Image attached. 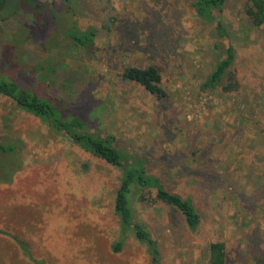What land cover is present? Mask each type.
Returning a JSON list of instances; mask_svg holds the SVG:
<instances>
[{
    "label": "rangeland",
    "instance_id": "1",
    "mask_svg": "<svg viewBox=\"0 0 264 264\" xmlns=\"http://www.w3.org/2000/svg\"><path fill=\"white\" fill-rule=\"evenodd\" d=\"M34 1L0 10V75L60 99L64 115L114 134L165 188L192 199L195 230L154 190L145 201L133 195L160 264H207L214 241L225 244V264H264V26L245 1L216 12L224 37L196 17L193 0H76L77 15L62 0ZM75 21L98 29L93 55L71 41ZM229 45L239 89L201 91ZM130 65H156L167 97L123 80ZM120 176L0 94V264H153L114 213Z\"/></svg>",
    "mask_w": 264,
    "mask_h": 264
},
{
    "label": "trees",
    "instance_id": "2",
    "mask_svg": "<svg viewBox=\"0 0 264 264\" xmlns=\"http://www.w3.org/2000/svg\"><path fill=\"white\" fill-rule=\"evenodd\" d=\"M9 0H0V10L7 6ZM31 4L39 3L28 0ZM227 0H193L192 7L196 17L206 23H215V30L219 37H224L226 26L222 19L216 17V12L222 9ZM245 11L256 26H264V0H244ZM65 12L70 15L79 14L76 0H62ZM127 22H124V25ZM70 38L77 47L87 48L93 55L96 51L95 40L98 29L90 25L86 29L80 28L75 21L70 27ZM132 38V37H130ZM135 43V37L127 40ZM225 57L219 60L209 76L200 85L201 91L221 88L224 92L238 90L240 84L230 68L235 61V48L229 45L224 50ZM33 70V69H32ZM35 71V70H33ZM228 75L225 80V75ZM121 77L125 81L137 82L146 91L158 99L167 97V91L162 86V74L156 65L146 67L127 66ZM42 82V81H41ZM0 94L11 98L18 107L32 113L43 123L55 131L68 136L72 142L84 150L92 153L121 171L120 186L114 200V213L118 217L123 231L131 229L138 241L147 246L153 264H160V250L151 232L137 220L133 210V195L139 200H147L142 194L145 189L154 190L156 198L178 209L184 216L186 223L192 230L200 224V215L191 198H184L180 194L171 192L161 182L160 178L150 174L146 167V159L131 153L117 144L116 136L112 133L100 135L89 132L85 122L79 116L64 115L61 111L60 99L43 91L26 89L8 76L0 75ZM4 152L9 148L1 146ZM123 240L115 245V251L122 247ZM226 249L222 241H214L209 245V259L207 264H225Z\"/></svg>",
    "mask_w": 264,
    "mask_h": 264
}]
</instances>
